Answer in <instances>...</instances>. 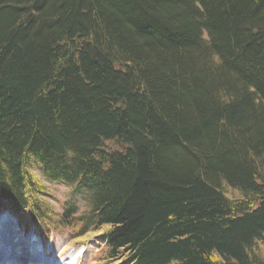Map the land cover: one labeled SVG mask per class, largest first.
<instances>
[{
  "label": "trees",
  "instance_id": "trees-1",
  "mask_svg": "<svg viewBox=\"0 0 264 264\" xmlns=\"http://www.w3.org/2000/svg\"><path fill=\"white\" fill-rule=\"evenodd\" d=\"M5 204L97 264H264V0H0Z\"/></svg>",
  "mask_w": 264,
  "mask_h": 264
},
{
  "label": "rangeland",
  "instance_id": "rangeland-1",
  "mask_svg": "<svg viewBox=\"0 0 264 264\" xmlns=\"http://www.w3.org/2000/svg\"><path fill=\"white\" fill-rule=\"evenodd\" d=\"M70 193H71L70 188L65 186L64 184L50 183L49 200L54 204V206L57 209L62 207V204L64 203V201H66V200L68 201V198H70V195H69ZM232 193L235 194L236 192L232 191ZM75 200L78 201V199H75ZM1 211L5 215H7L9 213L14 214L13 211L7 210L6 207L2 208L0 210V212ZM11 218H12V220L15 221L14 217H11ZM12 223L17 228V222H16V224H14V222H12ZM19 232L22 234V230L21 229H20ZM29 232L33 233V232H37V231L30 230ZM34 235L35 234H33V236ZM36 239H38V238H36ZM97 239H98V237H97ZM35 242H37V241H35ZM73 244H78V243H76V241L71 237V233H70L69 228L65 227V229H63V233L56 232V231H55V233H53V239H50V241L47 243L48 248L45 249V252H47L48 249H52L53 248V251H54L53 257L54 258L56 257L57 253L60 252V250H62L61 252L65 251V253L60 254V257H66L67 255L68 256L71 255V257H72V255H77L76 257H78L79 251L84 250L83 258L81 260L79 258L80 262L78 264H80V263L81 264H97V257L93 254L95 252V250L97 249V247H98L95 235H92V236L89 237L87 243L85 244L86 245L85 247H83V246H79L78 247L76 245L72 246ZM260 247H261V250H262L263 255H264V241H262L260 243Z\"/></svg>",
  "mask_w": 264,
  "mask_h": 264
},
{
  "label": "bare ground",
  "instance_id": "bare-ground-1",
  "mask_svg": "<svg viewBox=\"0 0 264 264\" xmlns=\"http://www.w3.org/2000/svg\"><path fill=\"white\" fill-rule=\"evenodd\" d=\"M18 228L21 229L19 220H17V228L13 225L12 221L10 220H6L2 222L0 226V251H2L6 257L0 260V262L5 264H48L49 262L45 261L44 258L42 259L41 257H47L46 255H48L49 252L54 253L53 248L48 249V251L45 252L46 247L44 244H42V246H39L37 242L29 244L24 237V235L26 236L28 234L27 231L22 230V234H21L18 231ZM34 234L35 237L33 240H35L36 238L41 239L38 233L35 232ZM28 246L30 248H33L32 249L33 256L29 257L27 261H25V259L21 260L17 258V256L22 255L27 251ZM61 251L62 250H60V252L57 253L56 257L63 253ZM38 255L41 257H39ZM72 256H77V255H72ZM70 258L71 255L66 257L63 261L69 263ZM79 258H80L79 256L76 257L78 263L80 262Z\"/></svg>",
  "mask_w": 264,
  "mask_h": 264
}]
</instances>
